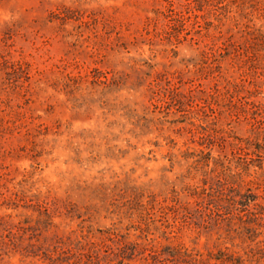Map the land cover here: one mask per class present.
I'll use <instances>...</instances> for the list:
<instances>
[{
	"label": "rangeland",
	"instance_id": "374dc122",
	"mask_svg": "<svg viewBox=\"0 0 264 264\" xmlns=\"http://www.w3.org/2000/svg\"><path fill=\"white\" fill-rule=\"evenodd\" d=\"M220 253L264 264V0H0V264Z\"/></svg>",
	"mask_w": 264,
	"mask_h": 264
},
{
	"label": "trees",
	"instance_id": "16d2710c",
	"mask_svg": "<svg viewBox=\"0 0 264 264\" xmlns=\"http://www.w3.org/2000/svg\"><path fill=\"white\" fill-rule=\"evenodd\" d=\"M223 255L224 254L220 253V257L216 258V260H221V262H226V264H238V261H236V259H232L231 257H228V259L225 261L224 259H222Z\"/></svg>",
	"mask_w": 264,
	"mask_h": 264
}]
</instances>
